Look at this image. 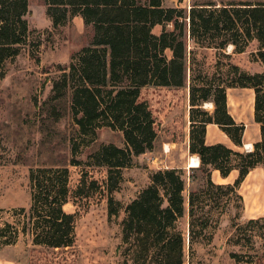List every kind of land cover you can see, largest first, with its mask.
Instances as JSON below:
<instances>
[{
  "label": "trees",
  "instance_id": "obj_1",
  "mask_svg": "<svg viewBox=\"0 0 264 264\" xmlns=\"http://www.w3.org/2000/svg\"><path fill=\"white\" fill-rule=\"evenodd\" d=\"M46 5L54 28L81 16L94 31L91 43L60 68L52 88L51 99L69 97L77 134L70 139L67 163L30 169V206L9 210L14 220L0 223V247L25 237L35 247L73 248L80 219L100 199L107 200L110 215L118 216L121 205L114 192L123 181V170L135 157L152 151L163 115L183 102L190 78L189 151L200 157L206 180L186 198V181L178 169L157 170L125 206L121 222L122 243L135 264H185L179 220L188 215L191 240L218 223L210 214L215 209L224 212L235 205L238 220L245 208L240 186L255 167L264 166V73L251 74L233 64L228 82L189 75L185 38L188 32L197 44L221 50L233 44L237 52L256 38L264 48V2H211L193 6L187 16L182 8L165 7L163 0H46ZM29 6V0H0V67L19 55L35 32L27 18ZM170 22L172 30L153 32L156 25ZM34 46H41L40 39ZM260 58L264 62V50ZM231 87L252 88L255 93L254 120L261 140L251 150L206 143L207 125L214 123L236 146H243L246 125L228 109ZM210 101L212 112L203 109ZM102 127L121 132L125 145L102 143L86 159L77 158L82 147L96 141ZM212 170L223 177L237 171L238 176L232 183L217 184ZM68 203L73 212L65 210ZM247 224H260L264 238V217ZM234 228L241 229L240 224L235 222Z\"/></svg>",
  "mask_w": 264,
  "mask_h": 264
},
{
  "label": "rangeland",
  "instance_id": "obj_2",
  "mask_svg": "<svg viewBox=\"0 0 264 264\" xmlns=\"http://www.w3.org/2000/svg\"><path fill=\"white\" fill-rule=\"evenodd\" d=\"M211 2L221 6L264 0H163V5L182 8L187 16L193 6ZM29 3L27 18L35 32L20 54L0 67V209L4 210L0 213V223L14 220L9 212L12 208H29L31 168L67 163L70 158V139L76 136L77 126L72 118L69 97L51 99L53 82L60 76V68L69 65L72 56L91 43L94 32L78 16L66 25L54 28L47 13L46 0H29ZM185 20L189 22L188 17ZM173 28L174 24L170 22L156 25L153 32L159 34L163 29ZM37 38L41 41L39 48L34 46ZM185 42L189 75L202 74L228 82L233 76V64L251 74L264 73V62L260 58V51L264 48L256 38L248 42L243 52H237L233 44L222 50L201 46L188 32ZM189 84L190 78L183 90V102L176 104L169 115L168 111L165 113L152 151L135 157L133 165L123 170V181L114 192L121 205L118 216L110 215L106 199L94 201L77 225L75 247L50 250L35 247L28 238L21 237L15 245L0 247V257L21 264H135L126 255L121 222L125 206L150 183L152 173L160 169H178L186 181V198L190 189L199 188L206 180L199 167L188 165L190 155L185 141L190 119L185 98ZM227 95L231 114L249 125L245 137H254V91L242 87L228 88ZM203 109L210 111L212 108L205 102ZM171 140L176 144L170 149L168 142ZM102 143L125 145L121 132L102 127L97 132L96 141L82 147L77 158L86 159ZM236 177L237 173H234L230 180ZM199 180L204 182L198 185ZM240 192L246 194L247 200H244L245 208L238 220L239 210L235 205L224 212L215 209L210 214L218 223H212L205 234L193 240L190 239L188 215L179 220L178 227L185 237V264H264L261 225L247 224L251 218L264 217V176L259 184L249 177ZM65 210L73 212L74 207L68 203ZM235 222L241 229L234 228ZM234 253L238 254L237 258Z\"/></svg>",
  "mask_w": 264,
  "mask_h": 264
},
{
  "label": "crops",
  "instance_id": "obj_3",
  "mask_svg": "<svg viewBox=\"0 0 264 264\" xmlns=\"http://www.w3.org/2000/svg\"><path fill=\"white\" fill-rule=\"evenodd\" d=\"M78 17L83 19L81 16H78ZM231 88H236V87H231ZM242 88H247V87H242ZM250 89H252V88H250ZM189 97H190V92H189V88H188V90L186 89V98H185L186 107H187V117L188 118H190V108H191ZM254 101H255V93H254ZM210 103H211L210 107L212 108L210 110V112H212L213 109H214V103L211 102V101H210ZM227 103H228V95H227ZM176 107H177L176 104L173 105L172 108L168 111V115L170 113H172L175 110ZM232 116L235 118V120L238 123H244L246 125L245 133H247L248 129H249V125L244 120L238 119L235 115L232 114ZM253 117H254V111H253ZM165 118H166V114H164L163 120ZM254 122H255V120H254ZM255 124H256V134H255V136L246 138L245 135H244V137H243V146L242 147H238L231 141V139L228 137V135L217 124L209 123L207 125V129H206V143L207 144L223 143V144L227 145L228 147H231V148H234V149H239V150L246 149L247 150V148H249L251 150L253 148L254 144L261 140L260 126L256 122H255ZM189 142H190V130H189L188 135L186 136V141H185L186 147H187V150H188V153H189L190 157L198 156L197 154H191L190 153V151H189ZM175 144H176V141H174V140H171L170 142H168V146L170 147V149H171L172 145H175ZM146 153H144V154H146ZM198 158H199V163H200V157L198 156ZM194 168H197V167H194ZM234 173H237V176H238V172L237 171H233L228 177H223V176H221V174H220V172L218 170H212L211 178L217 184H228V183H232L237 178L236 177L233 181L230 180L231 176ZM263 176H264V166L260 165V166L255 167L248 174L246 179L243 181V183L240 186V189L243 188L246 180L249 177H251V178L253 177V179L256 180L257 184H259L260 180L263 178ZM198 182H199L198 185H201L204 181L203 180L202 181L199 180ZM194 188H196V187H194ZM241 194L243 195L244 200H247L246 194L245 193L244 194L241 193ZM262 215H264V214H262ZM0 264H21V262L15 261V260H7V259H3V258L0 257Z\"/></svg>",
  "mask_w": 264,
  "mask_h": 264
},
{
  "label": "bare ground",
  "instance_id": "obj_4",
  "mask_svg": "<svg viewBox=\"0 0 264 264\" xmlns=\"http://www.w3.org/2000/svg\"><path fill=\"white\" fill-rule=\"evenodd\" d=\"M206 104H207V103H206ZM208 105H211V103H208ZM167 147H168V146H167ZM167 147H166V148H167ZM188 165H189L190 167H198V166H200L198 156H192V157H190Z\"/></svg>",
  "mask_w": 264,
  "mask_h": 264
},
{
  "label": "water",
  "instance_id": "obj_5",
  "mask_svg": "<svg viewBox=\"0 0 264 264\" xmlns=\"http://www.w3.org/2000/svg\"><path fill=\"white\" fill-rule=\"evenodd\" d=\"M247 150H250L249 148H247Z\"/></svg>",
  "mask_w": 264,
  "mask_h": 264
}]
</instances>
